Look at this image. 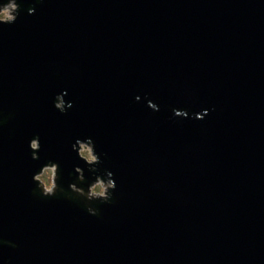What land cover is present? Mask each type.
<instances>
[{"label":"water","instance_id":"95a60500","mask_svg":"<svg viewBox=\"0 0 264 264\" xmlns=\"http://www.w3.org/2000/svg\"><path fill=\"white\" fill-rule=\"evenodd\" d=\"M18 3L0 25V264H264V0ZM88 138L97 173L72 149ZM49 161L66 189L77 166L111 171V202L42 197Z\"/></svg>","mask_w":264,"mask_h":264},{"label":"clouds","instance_id":"9594fccd","mask_svg":"<svg viewBox=\"0 0 264 264\" xmlns=\"http://www.w3.org/2000/svg\"><path fill=\"white\" fill-rule=\"evenodd\" d=\"M39 2V0H37ZM21 11L20 3L18 0H3L0 2V25L14 24ZM29 14L35 12L34 7L28 9ZM64 94L58 95L55 100V108L60 112H66L67 109L73 107V103L65 100ZM139 99V97H137ZM149 107L154 110H159L158 105L149 101ZM177 116H187L186 111H176ZM208 112L205 110L204 113L198 114V118L203 119L204 115ZM4 123L3 119H0V126ZM30 148L32 150V159L39 160V151L41 148L40 139L37 136L30 142ZM73 151L78 153L80 159L87 163L88 171L92 173H97L99 169L96 167L101 163L100 156L96 153L95 144L88 138L87 140H77L76 143L72 145ZM76 182H73L66 189L61 184L58 183L60 179V165L56 162L49 161L42 169L34 174L33 180L37 185V191L40 192L42 197H55L58 194L85 203L86 210L91 215H99V209L95 207L91 202L101 201L104 203L111 202L113 198V192L117 185L114 180V173L108 171L105 175H96L94 182L88 183L87 177L85 175V169L77 166L75 168ZM87 184V187H81L80 185ZM9 241L0 239V245L8 244ZM15 247V245H12Z\"/></svg>","mask_w":264,"mask_h":264}]
</instances>
